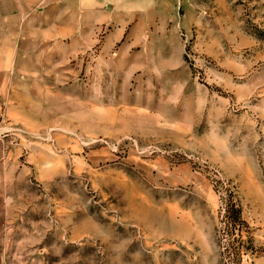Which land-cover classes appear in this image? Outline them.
<instances>
[{
    "label": "rangeland",
    "instance_id": "rangeland-1",
    "mask_svg": "<svg viewBox=\"0 0 264 264\" xmlns=\"http://www.w3.org/2000/svg\"><path fill=\"white\" fill-rule=\"evenodd\" d=\"M153 1L0 53V264H264V0Z\"/></svg>",
    "mask_w": 264,
    "mask_h": 264
},
{
    "label": "crops",
    "instance_id": "crops-1",
    "mask_svg": "<svg viewBox=\"0 0 264 264\" xmlns=\"http://www.w3.org/2000/svg\"><path fill=\"white\" fill-rule=\"evenodd\" d=\"M35 4L37 0H19L20 7L17 13H13L11 18V26L9 24L10 19L4 17L3 11H0V53H3L5 62H13L18 55L25 51H35L36 44H43L47 38L54 36L61 37L66 34V30L63 29L52 31L51 17L48 13L49 5L56 0H43V11L40 13V22L37 27V17L35 10H29L26 6L27 2ZM60 1V0H58ZM65 1V0H64ZM84 3V0H80ZM93 7H99L109 5L112 9L110 18L116 14H129L132 12L146 11L149 6L154 4L153 0H91ZM33 7V6H32ZM32 9V8H30ZM113 18V17H112ZM43 19V20H42ZM60 20V19H59ZM56 26V25H55ZM59 28L60 23H59ZM128 32L127 23L122 25V30H119L120 36ZM43 37V38H41ZM13 53H16L13 55ZM13 64V63H12ZM10 65V64H9Z\"/></svg>",
    "mask_w": 264,
    "mask_h": 264
}]
</instances>
